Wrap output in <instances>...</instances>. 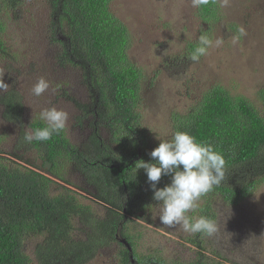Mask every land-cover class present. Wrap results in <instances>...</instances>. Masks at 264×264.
<instances>
[{
	"label": "trees",
	"instance_id": "obj_1",
	"mask_svg": "<svg viewBox=\"0 0 264 264\" xmlns=\"http://www.w3.org/2000/svg\"><path fill=\"white\" fill-rule=\"evenodd\" d=\"M113 1L43 0L49 9L44 33L58 46L51 64L71 73L53 82L51 97L70 102L74 129L81 130L83 139L73 142L65 127L48 141L28 144L37 158L51 163L49 169L36 159L26 165L4 163L9 158L0 155V264H87L104 251L113 257L106 264H174L160 251L143 247L142 232H132L131 222L132 216L150 222L146 209L160 204L137 163L152 162L149 153L175 131L211 143L226 160L224 181L202 196L189 216L216 220L221 203L239 205L264 182V89L258 91V106L241 95H229L221 85L212 86L189 100L185 109L169 111V132L154 133L144 114L142 91L150 73L151 78L159 73L147 74L151 68L131 57L132 31L118 17ZM37 6L34 0H0V66L17 56L9 51L8 26L39 31V17L33 13ZM194 14L199 35H210L220 20L217 0L195 8ZM199 35L187 38V57ZM8 74L16 78L15 72ZM0 100L5 118L22 126L24 97L10 87ZM40 113L29 118V131L45 126ZM63 166L84 176L89 189L77 187L80 193L68 186L75 185ZM170 182V176H162L157 187ZM206 236L187 233L185 239L197 250L189 262L175 264H222L203 259Z\"/></svg>",
	"mask_w": 264,
	"mask_h": 264
},
{
	"label": "rangeland",
	"instance_id": "obj_2",
	"mask_svg": "<svg viewBox=\"0 0 264 264\" xmlns=\"http://www.w3.org/2000/svg\"><path fill=\"white\" fill-rule=\"evenodd\" d=\"M37 2L33 13L39 17L36 22L38 32L21 30L16 25L8 26L9 51L12 57L13 53L17 56L15 62H8L6 67L3 64L0 66V80L8 85L0 88V95L14 87L24 97L26 113L22 126L10 122L5 118V107L0 100V136H3L0 155L9 158L4 163L17 161L26 165L29 159H36L37 165H43V159L37 158L30 149L32 147L28 148L31 145L23 141L24 129L29 131V118L35 112L53 106L69 114L66 122L68 137L76 143L83 139L81 130L74 129L75 112L70 102L51 97V88L55 86L53 82L65 79L71 73L62 66L51 64L58 46L44 33L49 9L44 6L43 0H34V5ZM217 3L220 20L212 28L210 36L213 39L222 37L224 43L209 49L199 62H192L185 54L187 38H196L200 29L191 0H114L112 3L118 17L132 31L131 57L151 68H147V74L151 70L159 73L156 78L153 77L155 79L150 73L147 89L142 91L144 114L154 133L169 132V111L185 109L189 100L212 86L221 85L229 95H241L261 106L258 91L264 89V0H217ZM240 27L246 30V35L240 36ZM8 72H15L16 78ZM41 77L49 81L50 86L37 97L32 88ZM62 170L68 181L76 186H71L72 189L80 193L83 192L77 187L89 189L86 179L77 171L68 166H63ZM100 205V209L107 210L106 205ZM161 207L159 204L153 209H146L150 222L141 216H132V232H142L143 247L160 251L172 263L189 262L197 246L185 239L187 232L179 226L161 224ZM216 221L219 231L203 239L206 246L202 252L203 259L207 257L222 264H264V182L239 205L221 203ZM108 250L113 251L114 248ZM102 254L99 260L87 264L113 262L112 255L106 251ZM224 256L230 261H226Z\"/></svg>",
	"mask_w": 264,
	"mask_h": 264
},
{
	"label": "clouds",
	"instance_id": "obj_3",
	"mask_svg": "<svg viewBox=\"0 0 264 264\" xmlns=\"http://www.w3.org/2000/svg\"><path fill=\"white\" fill-rule=\"evenodd\" d=\"M208 4L209 0H191L193 8H201ZM239 32L240 36L246 35L243 27H240ZM223 43L224 38L213 39L206 31L202 32L188 59L199 62L201 57L209 53V49L220 47ZM7 86L3 80H0V88ZM49 86V81L41 77L33 86L32 93L39 97L48 90ZM40 119L45 122V126L26 131L23 135L25 143L45 142L52 139L54 135L65 129L69 114L53 106L44 109L40 113ZM159 141L158 147L149 153L152 162L138 161L137 170L143 169L146 172L153 191V199L162 205L159 215L161 224L169 227L179 226L183 231L191 234L214 235L219 231V224L215 219L203 215L192 217L188 213L197 209L198 201L202 196L224 181L226 166L224 155L211 143L198 141L187 131H175L171 139ZM44 164L43 161V166ZM44 167L49 169L51 166ZM162 176H170L171 182L158 188Z\"/></svg>",
	"mask_w": 264,
	"mask_h": 264
},
{
	"label": "water",
	"instance_id": "obj_4",
	"mask_svg": "<svg viewBox=\"0 0 264 264\" xmlns=\"http://www.w3.org/2000/svg\"><path fill=\"white\" fill-rule=\"evenodd\" d=\"M44 166H46V167H48V168H49V167L51 166V163H50V162H48V161H46V162H45V164H44Z\"/></svg>",
	"mask_w": 264,
	"mask_h": 264
}]
</instances>
